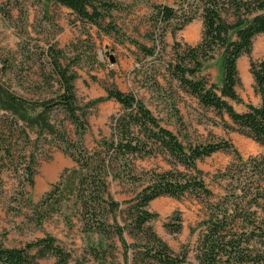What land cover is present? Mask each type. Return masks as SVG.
Returning <instances> with one entry per match:
<instances>
[{"label":"trees","instance_id":"16d2710c","mask_svg":"<svg viewBox=\"0 0 264 264\" xmlns=\"http://www.w3.org/2000/svg\"><path fill=\"white\" fill-rule=\"evenodd\" d=\"M69 9L83 25L97 27L100 32L129 40L145 56H153L154 48L130 39L113 19V11L119 5L112 0H47ZM155 24L172 27L173 33L183 29L197 16L203 22L202 37L196 45L176 42L175 58L167 66L171 78L193 96L198 103L226 114L232 122L228 125L236 132L253 139L264 148V56L251 60V74L255 90L261 98L259 105L249 104L247 110L237 111L229 102H241L236 87L240 83L238 61L251 53L254 38L264 34V0H182L178 9L168 5H155ZM174 23V26L172 25ZM157 28V27H156ZM90 34V33H89ZM160 43L165 46L163 33ZM47 58L52 68L44 81L50 88L58 86L49 98H28L18 92L4 78L0 67V149L12 158V144L16 132H20L26 144L40 143L50 137L52 144L72 158L75 163L66 169L60 182L46 192L35 204L32 218L41 226L46 218L58 213L61 199L68 196L76 215L82 219L83 231L89 235L86 244L90 256L98 264H108L115 237L126 249L134 247L136 261L140 264H183L185 256L178 255L153 230L150 222L158 214L149 210V204L161 196L181 198L186 194L210 197L209 189L197 162L218 151L234 150L228 140L206 143H188L180 140L172 130L162 125L149 107L132 92H124L116 86L106 88V96L81 105L75 81L77 72L72 63L62 62L64 52L50 44ZM221 51L222 78L219 85L211 84L201 75L205 61ZM105 99H113L121 106V112L112 117L111 134L104 139L101 150L90 151L85 143L89 110ZM56 111L65 115L68 125L59 130L54 118ZM19 127V130L16 129ZM33 136L35 138L33 139ZM22 173L27 186L34 185L38 159L24 151ZM163 154L166 160L184 167L187 171L164 170L145 172L144 179L135 173L137 157ZM226 178L235 182L232 200L223 209L216 205L206 229L199 240L196 264H264V251H256L253 239L264 238V155L243 160L238 157L227 169ZM141 182L142 189L122 208L123 203L114 200L109 191L108 179ZM249 203V204H248ZM254 210H253V209ZM118 215L123 223L118 222ZM66 219L69 215H65ZM242 224L241 230L237 225ZM181 223L170 228L180 231ZM136 238L128 243L125 234ZM140 242V243H139ZM55 257L56 264H69L71 252L48 235L22 247L0 246V264H40V259ZM128 257L125 255V260ZM134 262V260H133ZM136 262H134L135 264Z\"/></svg>","mask_w":264,"mask_h":264},{"label":"rangeland","instance_id":"374dc122","mask_svg":"<svg viewBox=\"0 0 264 264\" xmlns=\"http://www.w3.org/2000/svg\"><path fill=\"white\" fill-rule=\"evenodd\" d=\"M112 1L119 5V10L113 11V19L121 31L130 39L154 48L153 56L141 54L129 40L104 34L95 26L81 24L75 14L56 3L47 0H0V67L4 71L7 68L4 78L26 97H53L58 86L50 88L51 83L44 81L52 71L46 49L53 44L63 50L65 59L62 62L72 63V68L78 74L74 84L81 105L106 96V88L116 86L124 92L134 93L162 125L172 130L185 144L219 140L233 143L235 151H218L197 162L212 196H161L148 207L158 214V218L150 222L158 236L174 253L185 256L183 264H196L199 240L206 229L205 222L216 205L223 209L226 202L232 200L238 187L226 178L228 167L238 157L247 160L263 156L264 148L228 127L232 122L226 114L201 106L167 71V66L176 56V42L192 46L200 42L203 31L201 16L173 33L172 27L164 31L158 29L164 25L155 24L154 6L168 5L178 9L182 0ZM162 33L164 47L160 43ZM251 50L237 63L240 83L236 90L242 101L235 103L229 100L237 111L247 110L249 104L261 103L260 95L254 91L250 63L264 56V34L254 38ZM201 75L211 84L221 83V51L205 61ZM120 112L121 106L113 99H105L89 110L85 143L90 151L102 149L101 142L110 138L112 117ZM54 118L59 130L62 125L71 128L62 112L56 111ZM16 129L19 130V127ZM0 133H3L1 126ZM44 139L40 143L27 145L17 131L11 147L12 158L5 157L0 149V246L23 248L29 242L51 235L71 252L72 260L69 264H98L90 256L85 240L89 235H94L96 239L97 235L83 231L82 219L72 211L73 204L68 196L59 195L61 202L55 207L60 209L59 212L46 218L41 226L36 225L35 218H32L35 204L54 184L61 181L66 169L75 165L71 157L52 144L50 137ZM25 150L26 155L32 153L38 159L34 185L27 187L24 186L28 184L21 172ZM164 157L163 154L137 157L134 160L135 173L144 179L145 172L175 169L187 171ZM108 183L111 196L116 202L123 203L122 208L143 188L141 182L133 183L126 179L109 178ZM65 215H69V218L66 219ZM117 219L123 223L120 215ZM177 223H181L180 231L170 230ZM236 227L241 230L245 226L238 224ZM125 238L128 243H137V239L127 233ZM253 244L256 251H264V238L261 240L256 236ZM109 252L111 256L108 264H140V260L136 261L137 251L134 247L126 251L117 237ZM56 261L55 257L50 256L40 259L38 263L56 264ZM145 264L158 263L148 261Z\"/></svg>","mask_w":264,"mask_h":264}]
</instances>
